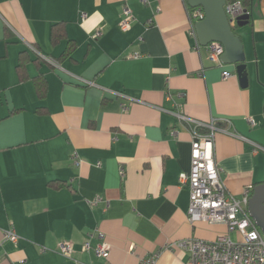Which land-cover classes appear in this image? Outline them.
I'll list each match as a JSON object with an SVG mask.
<instances>
[{
    "label": "crops",
    "instance_id": "obj_1",
    "mask_svg": "<svg viewBox=\"0 0 264 264\" xmlns=\"http://www.w3.org/2000/svg\"><path fill=\"white\" fill-rule=\"evenodd\" d=\"M251 1L234 27L241 86L234 63L206 57L185 0H0V264H144L152 253L154 264H186L166 244L226 230L188 220L178 176L195 122L214 119L226 189L240 196L264 181V0ZM95 228L109 243L104 260L83 246Z\"/></svg>",
    "mask_w": 264,
    "mask_h": 264
},
{
    "label": "built area",
    "instance_id": "obj_2",
    "mask_svg": "<svg viewBox=\"0 0 264 264\" xmlns=\"http://www.w3.org/2000/svg\"><path fill=\"white\" fill-rule=\"evenodd\" d=\"M224 10L230 26H234L237 17L244 12L239 0L225 3ZM188 15L192 25L191 31L194 32V21L203 18L204 11L200 6H194L188 10ZM133 18L130 7L124 4L120 27H129ZM100 33L101 30H96L93 34L97 36ZM205 47L206 57L211 62H219L223 45L219 41H210ZM46 57L48 61L55 62L54 58ZM222 74L228 76L229 71L224 70ZM178 115L187 118L182 114ZM247 119L253 123L250 116ZM217 129L214 119L195 122L192 128L190 169L188 172L179 173L178 178L188 186V220L191 223L199 220L222 223L226 230L212 239L196 236L182 238L169 242L166 248L172 250L178 247L184 250L187 254L186 264H264V237L247 210L249 189L245 188L240 196H235L226 189L220 177V167L213 154V137ZM253 148L256 150L257 146ZM120 172L123 174V169H120ZM96 202L93 200L91 203ZM231 232L235 235L231 236ZM4 234L12 240L17 238L12 229L4 230ZM85 235L84 248L91 249L95 256L104 260L109 251V243L104 238V233L95 228L93 231L87 230ZM93 235L96 237V243L91 245L90 239ZM72 249L71 242L61 241L58 244V251L62 254L70 255ZM156 255L157 253L149 254L141 261L144 264H154Z\"/></svg>",
    "mask_w": 264,
    "mask_h": 264
},
{
    "label": "water",
    "instance_id": "obj_3",
    "mask_svg": "<svg viewBox=\"0 0 264 264\" xmlns=\"http://www.w3.org/2000/svg\"><path fill=\"white\" fill-rule=\"evenodd\" d=\"M186 1L189 6H200L204 11L203 18L194 23L199 43L205 45L210 41H219L223 45L221 62L234 63L241 86H246L247 72L243 44L234 27L246 24L248 14L242 13L237 17L236 24L230 26L224 10L225 0ZM247 210L256 226L264 233V181L253 184L248 196Z\"/></svg>",
    "mask_w": 264,
    "mask_h": 264
},
{
    "label": "trees",
    "instance_id": "obj_4",
    "mask_svg": "<svg viewBox=\"0 0 264 264\" xmlns=\"http://www.w3.org/2000/svg\"><path fill=\"white\" fill-rule=\"evenodd\" d=\"M235 0H225V3H229V2H233ZM241 2V5L242 7L248 12L250 7H251V3L252 1L251 0H239ZM185 3H186V8L187 10L191 9V6L188 5V3L186 2L185 0ZM248 20H249V15H248ZM52 30V29H51ZM54 32V30H53ZM52 32V34H53ZM73 47V44L72 42L68 43V47H67V53H68V50H71ZM16 69H17V72H18V76H19V79L23 78V69H22V63L19 61L16 65ZM36 90H39V91H42V86L40 83L36 82Z\"/></svg>",
    "mask_w": 264,
    "mask_h": 264
},
{
    "label": "bare ground",
    "instance_id": "obj_5",
    "mask_svg": "<svg viewBox=\"0 0 264 264\" xmlns=\"http://www.w3.org/2000/svg\"><path fill=\"white\" fill-rule=\"evenodd\" d=\"M244 12L243 13H247L248 14V12L244 9L243 10ZM200 20V19H199ZM195 21H197V20H195ZM195 21H194V23H195ZM219 62H221V58L219 57ZM251 216V215H250Z\"/></svg>",
    "mask_w": 264,
    "mask_h": 264
},
{
    "label": "rangeland",
    "instance_id": "obj_6",
    "mask_svg": "<svg viewBox=\"0 0 264 264\" xmlns=\"http://www.w3.org/2000/svg\"><path fill=\"white\" fill-rule=\"evenodd\" d=\"M261 235L264 237V233H261Z\"/></svg>",
    "mask_w": 264,
    "mask_h": 264
}]
</instances>
